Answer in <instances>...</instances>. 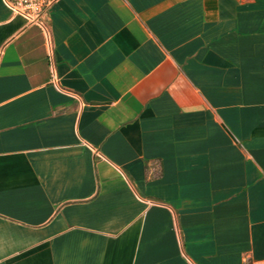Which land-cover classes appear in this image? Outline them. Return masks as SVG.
Masks as SVG:
<instances>
[{
	"label": "crops",
	"instance_id": "obj_1",
	"mask_svg": "<svg viewBox=\"0 0 264 264\" xmlns=\"http://www.w3.org/2000/svg\"><path fill=\"white\" fill-rule=\"evenodd\" d=\"M0 264H264V0H0Z\"/></svg>",
	"mask_w": 264,
	"mask_h": 264
},
{
	"label": "built area",
	"instance_id": "obj_2",
	"mask_svg": "<svg viewBox=\"0 0 264 264\" xmlns=\"http://www.w3.org/2000/svg\"><path fill=\"white\" fill-rule=\"evenodd\" d=\"M54 0H1L12 13L20 15L29 24L44 27V19ZM55 75L53 73V79Z\"/></svg>",
	"mask_w": 264,
	"mask_h": 264
}]
</instances>
